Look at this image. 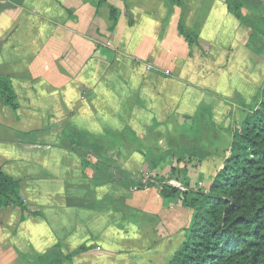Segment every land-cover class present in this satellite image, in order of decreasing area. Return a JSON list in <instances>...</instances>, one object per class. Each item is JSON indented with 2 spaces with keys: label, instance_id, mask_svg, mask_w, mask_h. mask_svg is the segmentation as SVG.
Returning a JSON list of instances; mask_svg holds the SVG:
<instances>
[{
  "label": "crops",
  "instance_id": "0c3cea01",
  "mask_svg": "<svg viewBox=\"0 0 264 264\" xmlns=\"http://www.w3.org/2000/svg\"><path fill=\"white\" fill-rule=\"evenodd\" d=\"M100 2L0 0V71L19 102L13 110L0 99V166L19 182L25 204L40 212L24 218L18 207L0 208V264H28L21 253L57 243L67 252L89 247L64 264L166 263L183 240L190 208L179 197L163 198L157 182L141 190L120 182L97 186L83 169L85 152L63 129L101 137L130 127L141 146L129 138L115 152L119 168L170 176L176 159L152 169L149 158L167 150L182 117L209 105L219 123L225 105L248 103L241 96L251 93L252 79L264 77V58L247 47L225 0ZM112 7L119 11L114 31ZM182 13L193 44L179 31ZM229 91L239 95L238 105L235 96L226 101ZM213 134L223 144L188 167L189 189L199 181L207 188L220 167L230 139Z\"/></svg>",
  "mask_w": 264,
  "mask_h": 264
},
{
  "label": "trees",
  "instance_id": "16d2710c",
  "mask_svg": "<svg viewBox=\"0 0 264 264\" xmlns=\"http://www.w3.org/2000/svg\"><path fill=\"white\" fill-rule=\"evenodd\" d=\"M225 4L227 11L247 29V47L264 57V26L251 19V14L254 16L264 9V0H225ZM118 16V9L112 7V31ZM184 24L182 13L180 33L190 44L197 42L190 31L184 30ZM0 99L13 110L19 108L11 79L1 71ZM233 109L230 107L228 111L232 121L226 127L215 121V111L209 105H204L194 116H183L167 150L158 151L156 158H149L152 169L168 157L176 159L171 176L178 178L189 166L211 157L213 147L222 146L224 140H214L212 133L225 134L230 144L220 156L221 164L212 183L205 189L187 187L188 190L183 191L169 184L171 177L165 179L157 175L148 180V176L135 177L119 168L114 160L115 152L121 151L129 138L130 145L141 146L130 127L98 137L68 125L62 134L71 146L85 152L83 169L91 171L97 186L104 185L102 182H120L124 187L141 190L157 182L162 185L163 198L179 197L183 205L190 208L183 240L166 264H264V82L252 100L240 103L237 118ZM19 188V182L6 175L0 166V208L18 207L24 218L40 214L25 204L19 196ZM87 251L89 247L85 244L67 252L57 243L45 251L21 253V256L28 264H64Z\"/></svg>",
  "mask_w": 264,
  "mask_h": 264
},
{
  "label": "rangeland",
  "instance_id": "374dc122",
  "mask_svg": "<svg viewBox=\"0 0 264 264\" xmlns=\"http://www.w3.org/2000/svg\"><path fill=\"white\" fill-rule=\"evenodd\" d=\"M249 14H251V13H249ZM253 18V20H254V22H256L257 23V25L258 24H260V25H263L264 26V9H262V10H260L258 13H256V14H254V16L251 14V19ZM242 34H243V36H247V29L244 27V26H242ZM207 47V46H206ZM256 55V54H255ZM259 56V58H262V54H259L258 55ZM264 58V57H263ZM264 79V77L260 74L259 76H256V78H254V79H252L251 80V82H250V88H251V93H248V94H246V93H244V94H246V95H248V96H245V95H242L241 97H242V99H245V98H247L248 100L249 99H251L252 100V98L254 97V96H256L258 93H259V90H260V88H258V86L261 84H263V82L264 81H262ZM245 81H247L248 82V80L245 78V77H242V78H240V82H242L243 84H246L247 82H245ZM261 85H260V87H261ZM230 91L229 92H225L224 93V96H225V99H226V101H230V99L229 98H233V96H235V98L233 99V100H237L238 98H239V95L236 93L235 95H232V96H230ZM245 96V97H244ZM232 100V101H233ZM235 101H233V102H235ZM243 102H247L246 100L245 101H243ZM240 103V101H236V105H238ZM241 103H242V101H241ZM231 107H233L234 109H233V111H234V118H237V115H238V106L237 107H235V106H232L231 105ZM229 109H230V107L228 106V105H225V108H224V110H223V113L222 114H220V115H218L217 116V121L219 122V124H221V125H223L224 127H226L227 125H229V124H231V121H232V119L231 118H229L228 117V111H229ZM232 118H233V116H232ZM138 164V166H139V164H140V160H139V162L137 163ZM192 168V167H191ZM150 173V174H149ZM131 174V173H130ZM133 176H135V177H141L142 178V176H150L149 178H152V177H154V176H156V174L154 173V174H151V172H149V171H147V172H145V173H139V174H137V173H135ZM185 176H186V171L184 170L183 172H182V176L180 175L178 178H175V177H173V176H163L162 175V177L161 178H165V179H169V177H171V179L168 181L169 182V184L170 185H173V186H175V187H178V188H180L181 190H183V191H187L188 189H187V187L189 188V186H188V184H186V183H184L185 181ZM147 178V177H146ZM208 183V182H207ZM206 182H204V181H202V182H198L197 184H193L194 185V187L193 188H198V189H205L206 187V184H207ZM160 187L162 186V185H160V184H158ZM192 186V185H191ZM171 257V256H170ZM170 257H169V259H170ZM168 259V260H169ZM167 263V262H166ZM166 263H164V264H166Z\"/></svg>",
  "mask_w": 264,
  "mask_h": 264
}]
</instances>
